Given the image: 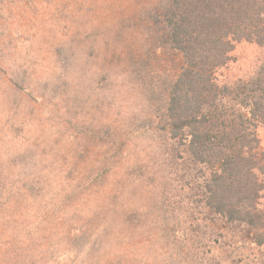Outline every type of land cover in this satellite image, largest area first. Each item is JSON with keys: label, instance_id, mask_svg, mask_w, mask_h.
<instances>
[{"label": "rangeland", "instance_id": "1", "mask_svg": "<svg viewBox=\"0 0 264 264\" xmlns=\"http://www.w3.org/2000/svg\"><path fill=\"white\" fill-rule=\"evenodd\" d=\"M166 1L0 0V264H264L168 133ZM229 56L221 86L264 66L254 42Z\"/></svg>", "mask_w": 264, "mask_h": 264}, {"label": "trees", "instance_id": "2", "mask_svg": "<svg viewBox=\"0 0 264 264\" xmlns=\"http://www.w3.org/2000/svg\"><path fill=\"white\" fill-rule=\"evenodd\" d=\"M161 11L152 21L167 30V43L184 60L167 97L157 94L167 105L168 133L208 171L198 178L206 204L263 245L264 152L257 130L264 127V66L256 79L234 87L219 85L215 74L237 43L264 46V0H167Z\"/></svg>", "mask_w": 264, "mask_h": 264}]
</instances>
